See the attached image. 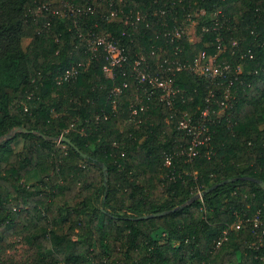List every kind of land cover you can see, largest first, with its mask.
I'll return each mask as SVG.
<instances>
[{"label": "trees", "instance_id": "obj_1", "mask_svg": "<svg viewBox=\"0 0 264 264\" xmlns=\"http://www.w3.org/2000/svg\"><path fill=\"white\" fill-rule=\"evenodd\" d=\"M61 2L78 10L0 0V138L17 129L0 142V253L23 230L30 264H264L253 227L254 216L264 221V0ZM187 15L198 21L194 43L175 36ZM105 32L127 55L113 77L103 51L82 43ZM201 52L230 71L196 72ZM141 55L151 74L172 77L171 108L131 74ZM80 59V72L56 83ZM204 111L210 138L189 157L177 120L197 123Z\"/></svg>", "mask_w": 264, "mask_h": 264}, {"label": "built area", "instance_id": "obj_2", "mask_svg": "<svg viewBox=\"0 0 264 264\" xmlns=\"http://www.w3.org/2000/svg\"><path fill=\"white\" fill-rule=\"evenodd\" d=\"M88 9H91L89 7ZM78 8L72 6L71 4H66L62 8H52V12L61 16H68L69 14L77 11ZM92 10V9H91ZM161 13L163 10L160 11ZM109 15H115L117 17V13L115 11H111ZM189 16V15H187ZM127 18V16H126ZM136 19H139V15L136 16ZM180 31H175V36H180ZM87 38L90 39V42H88L86 45L88 48L92 51H95L97 49H101L104 54L105 63L102 66V70L104 74L108 77H113L115 73V68H120L124 66V64L127 61V55L121 46V44L113 39L108 33L99 34L95 36H88ZM222 48L220 47V44L218 45V52H221ZM153 53V51H151ZM251 56V55H250ZM204 52H201L199 54V57H197L194 60V64H197V59H201L203 65L201 67L202 73H205L209 75L211 78L218 77V76H224L227 72L230 71V65L227 63H217L215 61L216 55H211L208 57L206 61L203 60ZM193 64V66H194ZM83 65V60L81 59L77 65H72L69 68H66L63 70L60 74L56 76V83L60 84L65 81H68L72 78H74L78 72H80L79 66L81 67ZM149 63L145 60L144 56L137 57L133 64L131 65L132 75L137 79V81L140 84H145L146 88H144L143 93H147L149 96L154 92L159 90V99L166 102V105L171 108L172 102L171 98L172 95L176 92V89L172 86V77L167 76H158L156 74H151L149 72ZM182 66L179 64L176 65L175 69L179 70ZM237 72L241 71V66H237L236 68ZM127 85L126 82L123 83V87ZM149 91H148V90ZM111 93H113V99H112V108H116L120 93H121V87L118 85H115L111 89ZM115 97H118L117 99ZM136 99H138V96H136ZM140 101L137 102L139 105V109H143V105ZM223 104V101L221 102ZM226 106V105H224ZM138 107L132 106L131 108V114L134 115L133 118H135V115L137 114ZM207 114V111L203 112L204 117L199 120L197 123H193L190 121L189 117L186 115H182L178 120V127L185 130L186 133L190 136V141L188 145V151L187 155L189 157L193 156L197 152V147L208 141L210 138L209 135V129L206 125V118L205 115ZM134 120V119H133ZM137 122H140V119L136 120ZM169 163V159H166V164ZM235 225V224H234ZM241 225V220H239L236 223V227L239 228ZM253 227H258L260 229V232L258 234L256 233V236H258V241L260 244L264 242V221L260 219L259 216H254L253 218ZM220 244V241H217V245Z\"/></svg>", "mask_w": 264, "mask_h": 264}, {"label": "rangeland", "instance_id": "obj_3", "mask_svg": "<svg viewBox=\"0 0 264 264\" xmlns=\"http://www.w3.org/2000/svg\"><path fill=\"white\" fill-rule=\"evenodd\" d=\"M54 1L57 3V8L58 7L62 8L65 5V3H64L61 6L62 2L60 3V0H54ZM96 5H98V4L96 3ZM113 11H115V10H113ZM109 17H110V20L117 19L115 15H111V16L109 15L108 18ZM197 22L198 21L196 19H191L189 16H187V18L184 20V24H183L182 29H181L182 31H180V32H183L187 36L188 40L191 41L192 43L197 42L199 39V32L196 30ZM83 39H84L82 41L83 44H87L88 42H90V39L87 37H85ZM28 41H29V38H23L22 39V45L27 44ZM198 57H199V55H198ZM202 65H203V63H202L201 59L198 58L197 64H194V66H192V68L196 72L202 73V71H201ZM115 98L117 99L118 97H115ZM139 99H140L139 97H138V99L135 98V102H139L140 101ZM217 113H218V115H219V113L221 114V110ZM125 123H126V125H129V127H132L134 125L133 121H126ZM16 132H17V129L10 130L8 134H6L5 136L0 138V142L4 138H8L10 135L15 134ZM20 147H21V138H17L15 140L13 150L17 151V150H19ZM200 192L201 191H197L193 196H195L196 194L198 195ZM200 197L201 196H199V198ZM237 222H234L231 226H233L234 228H237L236 224H235ZM66 228H67V224H62L58 229L62 232H65ZM24 233L25 232L23 230L14 231V232L10 231L9 232L10 235L7 238L6 247L3 248L1 253H0V263L1 264H2V262H5V261H12L15 264H30V262L32 261V259L35 256V251L32 247H29L27 244L24 243V241H23Z\"/></svg>", "mask_w": 264, "mask_h": 264}, {"label": "water", "instance_id": "obj_4", "mask_svg": "<svg viewBox=\"0 0 264 264\" xmlns=\"http://www.w3.org/2000/svg\"><path fill=\"white\" fill-rule=\"evenodd\" d=\"M101 165H102V167H103V169H104V165H103V164H101ZM259 183H260L261 186L264 187V183H263V182H259ZM203 193H204V191H201L198 195L196 194L195 196L191 197L190 200H188V202L191 201V200H193V199H197V198H199V196H202ZM188 202H186V203H188ZM165 212H166V211H163V212H160V213L145 214V215H143V216H141V217L146 218V217H150V216H155V215H158V214H162V213H165Z\"/></svg>", "mask_w": 264, "mask_h": 264}]
</instances>
